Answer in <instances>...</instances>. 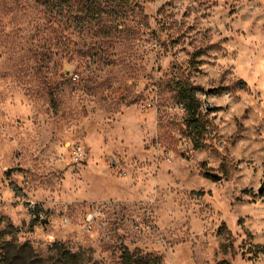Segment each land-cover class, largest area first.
Segmentation results:
<instances>
[{
  "label": "rangeland",
  "instance_id": "obj_1",
  "mask_svg": "<svg viewBox=\"0 0 264 264\" xmlns=\"http://www.w3.org/2000/svg\"><path fill=\"white\" fill-rule=\"evenodd\" d=\"M129 10L112 30L0 0V248L9 264H123L124 249L264 264V0ZM177 83L202 90L201 150Z\"/></svg>",
  "mask_w": 264,
  "mask_h": 264
},
{
  "label": "trees",
  "instance_id": "obj_2",
  "mask_svg": "<svg viewBox=\"0 0 264 264\" xmlns=\"http://www.w3.org/2000/svg\"><path fill=\"white\" fill-rule=\"evenodd\" d=\"M37 5L42 7L47 12L52 14H62L68 12L71 15L77 8V20L82 18L81 22L85 23H101L105 17H109L112 23V30H120L123 20L129 15V8L133 0H77L74 4V0H35ZM239 85L245 87L244 82H240ZM176 90L178 91L181 99L184 101L183 109L188 118V127L193 136L192 142L194 150H201L203 146L202 136H206L208 132L207 124L201 116V104L197 98L198 93L202 90L185 84L177 83ZM217 179V178H216ZM225 237H231L230 232L223 227L221 232ZM3 255L1 256V264L8 263L7 248H0ZM257 253H264V247H257ZM123 264H161L158 259H138L135 255L131 254L129 250L124 249L122 255ZM226 264V263H224Z\"/></svg>",
  "mask_w": 264,
  "mask_h": 264
},
{
  "label": "water",
  "instance_id": "obj_3",
  "mask_svg": "<svg viewBox=\"0 0 264 264\" xmlns=\"http://www.w3.org/2000/svg\"><path fill=\"white\" fill-rule=\"evenodd\" d=\"M214 177L217 178V179H219V180H221V178L218 177V176H216V175H214ZM44 223H47V221H44Z\"/></svg>",
  "mask_w": 264,
  "mask_h": 264
},
{
  "label": "built area",
  "instance_id": "obj_4",
  "mask_svg": "<svg viewBox=\"0 0 264 264\" xmlns=\"http://www.w3.org/2000/svg\"><path fill=\"white\" fill-rule=\"evenodd\" d=\"M90 221H91V220H90ZM88 228H89V230H92L91 226H89Z\"/></svg>",
  "mask_w": 264,
  "mask_h": 264
}]
</instances>
